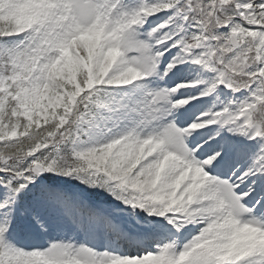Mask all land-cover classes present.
I'll return each instance as SVG.
<instances>
[{"label": "snow or ice", "instance_id": "obj_1", "mask_svg": "<svg viewBox=\"0 0 264 264\" xmlns=\"http://www.w3.org/2000/svg\"><path fill=\"white\" fill-rule=\"evenodd\" d=\"M0 264H264V0H0Z\"/></svg>", "mask_w": 264, "mask_h": 264}]
</instances>
